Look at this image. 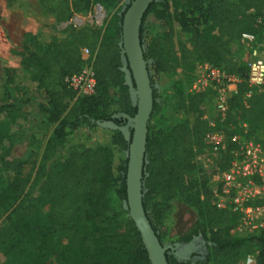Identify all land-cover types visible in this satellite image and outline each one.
<instances>
[{
	"label": "trees",
	"instance_id": "obj_1",
	"mask_svg": "<svg viewBox=\"0 0 264 264\" xmlns=\"http://www.w3.org/2000/svg\"><path fill=\"white\" fill-rule=\"evenodd\" d=\"M95 4L110 9L100 26H68L63 39L42 49H26L21 69L7 66L0 57V143L10 119L28 102L13 96L11 86L25 81L42 87L50 78L59 82L56 89H44L47 103L41 107L53 126L45 156L79 127H98L102 122L117 126L110 143L80 145L60 161H44L36 172L38 188L26 195L23 204L19 200L28 181L20 174L22 162L10 157L9 151L0 155V264H46L53 255L55 264H150L127 211L122 207L121 214L110 204L112 192L121 206L126 199L129 141L118 127L126 124L123 114L136 112L119 47L122 15L129 3L56 0L50 12L60 23L74 13L90 12ZM243 33L264 44V0H153L141 20L139 38L153 96L142 205L162 245L165 230L161 228L174 201L193 210L195 218L172 243L195 238L203 243L202 252L182 259L167 248V264H234L248 253H255L256 264H264V231L239 234L234 230L239 214L212 203L210 177L229 167L234 144L228 140L212 166L198 161V156L210 151L205 143L209 120L219 117L214 91L210 87L188 90L199 62L236 74L240 80L228 95L227 110L216 127L228 137L264 139V84L254 89L247 82L248 67L241 58ZM83 48L89 51L87 61L82 58ZM86 63L94 73V92L77 95L65 78L80 72ZM174 73L179 77L171 84L172 95L161 100L158 85ZM172 111H181L183 117L174 118Z\"/></svg>",
	"mask_w": 264,
	"mask_h": 264
},
{
	"label": "rangeland",
	"instance_id": "obj_2",
	"mask_svg": "<svg viewBox=\"0 0 264 264\" xmlns=\"http://www.w3.org/2000/svg\"><path fill=\"white\" fill-rule=\"evenodd\" d=\"M55 1L0 0V57L7 66L21 69L26 49L36 50L38 47L42 49L51 41L63 39L66 35L65 31L70 25L75 27L100 26L110 12V9H103L100 17L95 15L92 10L83 14L74 13L68 21L57 23L50 9L48 13L42 12V7ZM126 1L122 0V3ZM243 44L240 41L241 58L246 60V49ZM235 56L238 57L239 55L235 54ZM178 77L179 74L174 73L167 77L163 84L158 85L161 100L172 95L171 84ZM58 86L59 82L55 78L46 80L43 87L26 81L11 86L13 96L28 98V102L21 106L14 118L10 119L6 136L0 143V155L9 151L10 157H17L22 162L20 174L28 181L24 195L19 200L22 204L25 202L28 193L37 190L40 180L36 172L44 161H60L70 151L78 149L80 145L91 147L107 144L112 140V128L107 126L79 127L68 134L66 141L60 148L50 152V156H45L46 142L53 126L46 122L45 113L41 107L42 104L45 106L47 103L44 89H56ZM72 103L73 100L68 102L69 105ZM172 113L174 118L183 117L181 111H172ZM110 204L115 211L124 214L121 212V202L113 192L110 194ZM194 218L193 210L174 201L161 228L162 231L165 230L162 235L163 244L177 247L176 254L180 258H187L190 254L203 250V243L200 238H195L185 244L172 243L178 233ZM56 251L58 250L56 249ZM46 264H55V256L53 255Z\"/></svg>",
	"mask_w": 264,
	"mask_h": 264
},
{
	"label": "built area",
	"instance_id": "obj_3",
	"mask_svg": "<svg viewBox=\"0 0 264 264\" xmlns=\"http://www.w3.org/2000/svg\"><path fill=\"white\" fill-rule=\"evenodd\" d=\"M94 14L102 15L103 8L95 4ZM246 49L247 82L254 89H260L264 84V44L257 43L255 36L243 33L240 38ZM82 58L88 60L89 51L82 49ZM195 79L189 91L197 92L210 87L214 91V109L219 117L209 120V131L205 135V143L210 148L208 154L198 156L202 166H212L217 158L227 148V141L234 147L229 151L230 165L223 171H216L210 177L212 203L217 208H225L239 214V220L234 228L241 235H251L264 231V139L246 137L241 134L226 136L217 129L218 122L223 120L227 110V97L236 90L239 77L223 68L208 62H199L195 66ZM68 87L77 95H89L94 92L95 78L91 67L86 63L82 70L67 76ZM247 93V95H249ZM234 264H256L255 253L246 254Z\"/></svg>",
	"mask_w": 264,
	"mask_h": 264
},
{
	"label": "water",
	"instance_id": "obj_4",
	"mask_svg": "<svg viewBox=\"0 0 264 264\" xmlns=\"http://www.w3.org/2000/svg\"><path fill=\"white\" fill-rule=\"evenodd\" d=\"M152 1H126L129 4L124 10L121 20L119 41L122 60L121 69L125 73V82L129 86L131 101L136 106L134 116L123 114L126 124L118 127L124 134L125 139L129 141L128 149L125 152L127 157L125 173L126 199L122 201V207L127 211L128 217L139 232L150 264H167L165 251L171 246L160 243L142 205V172L145 142L147 124L152 111L153 96L147 61L143 57V50L140 44L139 28L143 14ZM99 125L112 129L117 128L111 122H102ZM129 129H131V132Z\"/></svg>",
	"mask_w": 264,
	"mask_h": 264
},
{
	"label": "crops",
	"instance_id": "obj_5",
	"mask_svg": "<svg viewBox=\"0 0 264 264\" xmlns=\"http://www.w3.org/2000/svg\"><path fill=\"white\" fill-rule=\"evenodd\" d=\"M52 4H47L45 5L44 7H42V12L43 13H48L49 12V9L51 8Z\"/></svg>",
	"mask_w": 264,
	"mask_h": 264
},
{
	"label": "flooded vegetation",
	"instance_id": "obj_6",
	"mask_svg": "<svg viewBox=\"0 0 264 264\" xmlns=\"http://www.w3.org/2000/svg\"><path fill=\"white\" fill-rule=\"evenodd\" d=\"M169 249H170V250H169L170 252H172L176 257H178L177 254H176L177 247H176V248H175V247H174V248L169 247ZM197 253H199V252H197ZM190 256H191V254H190ZM178 258H180V257H178ZM187 258H188V257H187ZM180 259H182V258H180Z\"/></svg>",
	"mask_w": 264,
	"mask_h": 264
}]
</instances>
